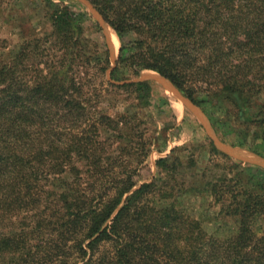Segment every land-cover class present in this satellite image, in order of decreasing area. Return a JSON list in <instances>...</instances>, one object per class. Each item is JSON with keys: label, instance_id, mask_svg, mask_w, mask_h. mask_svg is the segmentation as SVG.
Returning <instances> with one entry per match:
<instances>
[{"label": "trees", "instance_id": "obj_1", "mask_svg": "<svg viewBox=\"0 0 264 264\" xmlns=\"http://www.w3.org/2000/svg\"><path fill=\"white\" fill-rule=\"evenodd\" d=\"M87 1L120 40L112 79H125L122 68L157 72L198 106L222 105L242 143L252 131L264 156V0ZM43 7L49 32L10 56L0 37V264H264L258 168L211 157L206 170L224 173L202 189L177 176L196 162L173 149L155 159L151 179L139 173L142 161L104 170L117 159L99 126L113 131L122 121L93 108L94 74L110 66L106 43L86 32L93 14L55 0ZM91 26L104 38L96 20ZM106 81L139 98L149 89ZM208 142L211 155L229 160ZM191 189L208 192L235 233H209L179 203Z\"/></svg>", "mask_w": 264, "mask_h": 264}, {"label": "rangeland", "instance_id": "obj_2", "mask_svg": "<svg viewBox=\"0 0 264 264\" xmlns=\"http://www.w3.org/2000/svg\"><path fill=\"white\" fill-rule=\"evenodd\" d=\"M55 1L62 3L75 12H89L90 16L92 14L93 7L87 0ZM95 20L97 21L96 18L91 16L90 20L85 21L84 24L88 26L86 32L91 33V36H89L100 43L107 40L114 56L112 58L108 57L110 66L106 69L104 75L94 74L93 85L96 92L98 89V92L96 93L97 97L94 96L96 104L93 108L96 106L97 110L102 113L122 120L118 122L116 130L113 131L106 129L104 126H99L100 138L107 139V142L112 144L113 153L111 157L117 159V163L114 162L113 166L106 165L105 171L111 169L118 172L121 170L118 165L120 163L125 164L127 167L137 165L142 161L137 165L139 173L142 178L151 179V176L153 177L156 173L155 159L171 154V149H173L172 155L179 156L184 164L190 158H193L196 162L197 169L196 167H185L177 173V176L182 178L188 187L197 186L202 189L207 179H213L214 175L224 173L223 168L216 167L206 170L208 160L211 157H215L222 164L236 163L239 165V169L246 167L258 168L259 172H262L260 175H264V166L260 164L228 154L226 155L229 156V160L220 159L219 155H211L208 139L212 137L215 142L233 147L245 156L264 158L262 154L252 149L257 144L255 140H252V131L246 137V143H242V138L232 129L235 122L232 119L227 120L225 108L222 105L215 103L214 105L200 107L193 102L200 109V112H203H201L204 118L202 120L199 115L192 113L186 105L169 94V86L178 91L179 89L169 79L155 71L144 70L134 75L129 69L122 68L119 70L120 77L123 76L125 79H112L110 73L116 66L120 40L116 34L117 40L114 35L106 37V30L100 25L104 36L101 39V33H94L93 26H91ZM50 30L51 20L44 12L43 0H0V37L6 40L5 56L13 55L24 39L42 36ZM113 40L116 45L115 51H113L111 45ZM106 80L116 85L147 82L149 89L144 97L139 98L132 87H111ZM166 90L168 97L165 93ZM210 113H213L214 116L210 117ZM214 118L217 119L214 120ZM220 135H226V137L222 139ZM108 153L110 152L105 153L104 151V154ZM103 162H107V160L103 159ZM199 169L205 170L206 175L204 177L200 176ZM203 192L191 189L188 194L180 197L181 201L179 203L199 218L209 233H216L220 236H229L235 233L237 224L234 218H225L220 215L218 213L219 205L211 202L212 198L208 195V192ZM260 227L264 230V225Z\"/></svg>", "mask_w": 264, "mask_h": 264}, {"label": "water", "instance_id": "obj_3", "mask_svg": "<svg viewBox=\"0 0 264 264\" xmlns=\"http://www.w3.org/2000/svg\"><path fill=\"white\" fill-rule=\"evenodd\" d=\"M92 14L95 16V18L97 19V21L99 22V24L102 26V28H104V30H108V28L106 27V25L104 24L101 16L98 14V12L93 8L92 9ZM104 24V25H103ZM106 40V37H105ZM107 49H108V53H109V57L112 58V55L110 54V49L107 43V40L105 41ZM170 83V82H169ZM171 84V83H170ZM168 88L172 89L174 91V93L180 97V99L186 103L188 106L192 107L193 109H196L198 111V115L201 116L202 120H204L202 113L200 112V110L198 109V107L187 97L183 96L177 89H175L174 87L169 86ZM211 140L213 141L214 145L216 146L217 149H220L221 151H223L225 154H228L229 156H234L236 158L242 159V160H246L252 163H256V164H260L262 166H264V158L261 157H250V156H245L243 154H239L237 153V151L233 148V147H227L224 144H221L220 142H215V140L211 137ZM218 146H217V145Z\"/></svg>", "mask_w": 264, "mask_h": 264}, {"label": "bare ground", "instance_id": "obj_4", "mask_svg": "<svg viewBox=\"0 0 264 264\" xmlns=\"http://www.w3.org/2000/svg\"><path fill=\"white\" fill-rule=\"evenodd\" d=\"M105 36L106 37H110V36H113L112 34H111V32L109 31V30H106L105 31ZM112 49H113V51H115L116 50V45H115V42H114V40H113V42H112ZM109 49H110V54L112 55V53H111V46H110V44H109ZM112 56H114V55H112ZM168 85V84H167ZM168 87V86H167ZM168 90H169V92H170V94L176 99V100H178L179 102H181V103H183L184 105H186L187 106V108L192 112V113H194V114H196V115H198V111L196 110V109H193L192 107H190V106H188L187 104H185L181 99H180V97H178L175 93H174V91L172 90V89H170V88H168ZM200 110V109H199ZM202 112V111H201ZM203 113V112H202ZM199 117V116H198ZM201 117V116H200ZM208 123V122H207ZM210 129H211V127H210ZM208 130V129H207ZM213 136V135H212ZM242 151H244V150H242ZM238 153V152H237ZM249 153V152H248ZM247 153V154H248ZM239 154V153H238ZM241 154V153H240ZM243 154V153H242ZM250 154V153H249ZM255 156V155H254Z\"/></svg>", "mask_w": 264, "mask_h": 264}]
</instances>
